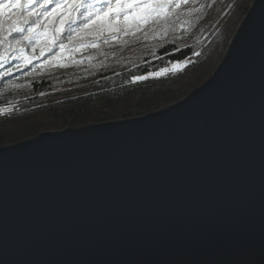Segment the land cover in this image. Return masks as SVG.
<instances>
[{
	"label": "water",
	"instance_id": "95a60500",
	"mask_svg": "<svg viewBox=\"0 0 264 264\" xmlns=\"http://www.w3.org/2000/svg\"><path fill=\"white\" fill-rule=\"evenodd\" d=\"M0 264H264V0L181 100L0 146Z\"/></svg>",
	"mask_w": 264,
	"mask_h": 264
},
{
	"label": "trees",
	"instance_id": "16d2710c",
	"mask_svg": "<svg viewBox=\"0 0 264 264\" xmlns=\"http://www.w3.org/2000/svg\"><path fill=\"white\" fill-rule=\"evenodd\" d=\"M253 2L198 0L190 6L204 7L189 17L191 27L169 32L163 39L137 33L136 40L122 38L129 40L126 46L118 39L73 54L70 59L79 64L47 65L48 54L14 69L0 79V107L14 105L11 114L0 113V146L47 130L143 115L181 100L213 73ZM16 63L0 64V73ZM178 63L183 66L173 79L132 82L135 76Z\"/></svg>",
	"mask_w": 264,
	"mask_h": 264
},
{
	"label": "snow or ice",
	"instance_id": "6c2138e0",
	"mask_svg": "<svg viewBox=\"0 0 264 264\" xmlns=\"http://www.w3.org/2000/svg\"><path fill=\"white\" fill-rule=\"evenodd\" d=\"M198 0H0V64L19 61L0 73V79L15 70L26 68L51 54L47 65L64 68L73 54L83 49H98L129 37L138 39L159 36L191 27L189 17L204 7H191ZM199 55V53H197ZM93 59V57H88ZM46 65H41L45 67ZM183 65L175 64L156 73L135 76L132 82L158 78ZM43 95V93H41ZM14 105L0 107L11 114Z\"/></svg>",
	"mask_w": 264,
	"mask_h": 264
},
{
	"label": "rangeland",
	"instance_id": "374dc122",
	"mask_svg": "<svg viewBox=\"0 0 264 264\" xmlns=\"http://www.w3.org/2000/svg\"><path fill=\"white\" fill-rule=\"evenodd\" d=\"M230 46V45H229ZM229 48V47H228ZM227 51V50H226ZM226 53V52H225ZM224 57V56H223ZM223 59V58H222ZM182 65V64H181ZM217 67V66H216ZM182 68V67H181ZM180 68V69H181ZM170 69H171V67H170ZM179 69V70H180ZM179 70H177L175 73H171V74H169V73H167V74H165V75H163V76H161V77H158V78H153V77H150V80H155V79H162V78H166V77H168L169 78V80L170 79H173L177 74L176 73H178V71ZM153 73H156V72H153Z\"/></svg>",
	"mask_w": 264,
	"mask_h": 264
},
{
	"label": "built area",
	"instance_id": "2783aa9c",
	"mask_svg": "<svg viewBox=\"0 0 264 264\" xmlns=\"http://www.w3.org/2000/svg\"><path fill=\"white\" fill-rule=\"evenodd\" d=\"M169 74H171V73H169Z\"/></svg>",
	"mask_w": 264,
	"mask_h": 264
}]
</instances>
